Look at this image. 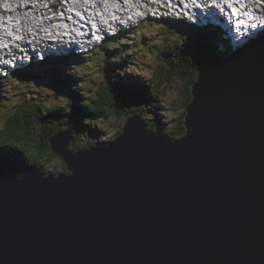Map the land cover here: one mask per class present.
I'll return each instance as SVG.
<instances>
[{"label": "water", "instance_id": "95a60500", "mask_svg": "<svg viewBox=\"0 0 264 264\" xmlns=\"http://www.w3.org/2000/svg\"><path fill=\"white\" fill-rule=\"evenodd\" d=\"M200 63L184 137L133 113L104 149L51 135L68 174L0 168V264H264V36Z\"/></svg>", "mask_w": 264, "mask_h": 264}, {"label": "trees", "instance_id": "16d2710c", "mask_svg": "<svg viewBox=\"0 0 264 264\" xmlns=\"http://www.w3.org/2000/svg\"><path fill=\"white\" fill-rule=\"evenodd\" d=\"M176 25H182L180 31V33L182 32V36H180L182 42L159 54L157 70L154 71L148 84L123 83L119 76H115L111 72L110 66L104 64L101 71L102 82L94 90L92 99L87 100L78 94L82 91L81 88L77 87L73 90L72 76L67 73L61 74V69L55 66L58 63L66 62V57L53 58L58 63L52 61V66H41L48 60L39 64L37 68H45L44 71L48 76L57 77L58 80L52 82L53 90L60 93L66 102L59 107H47L33 101L20 104L14 113L6 119L0 130V168L17 175L43 171L40 168L42 161H52L57 158L50 150L48 139L60 128L74 130L73 145L70 148L73 152L78 149L95 147V145L97 147L108 145L106 143L94 144L87 138L92 135V132L96 133L91 124L107 122L110 118L125 123L129 115L138 112L148 123V129H159L160 124L154 120L147 121L145 113L148 108L155 109L153 110L155 113L162 111L160 99L161 96H164L163 85L166 86L175 79H189L185 91L186 106L190 101V85L196 81V72L201 67L200 62L221 60L241 48V46H233L221 32L211 25L196 26L184 21H178ZM262 36L264 33H260L250 40ZM117 38L118 36L113 39ZM105 43L102 47H105ZM29 69H18L12 72L8 78L17 75L18 78L24 76L28 79H41L40 71H30ZM0 82L3 83L2 80ZM65 91L68 93L65 94ZM185 106L183 105V108ZM184 115L183 109L177 120L178 127L170 132L176 139L184 136ZM121 134L120 129L112 140L117 139ZM60 173L68 174L65 167Z\"/></svg>", "mask_w": 264, "mask_h": 264}, {"label": "rangeland", "instance_id": "374dc122", "mask_svg": "<svg viewBox=\"0 0 264 264\" xmlns=\"http://www.w3.org/2000/svg\"><path fill=\"white\" fill-rule=\"evenodd\" d=\"M163 2L165 1L163 0ZM146 20H138L137 24L140 25L137 29L133 28L122 33L115 41L112 39L107 40L105 47H99L90 56L78 57L74 62L71 61L70 63L68 61L67 64L65 62L58 63L57 60L51 59V62L48 61L41 66H52V61L57 62L58 64L55 66L61 69V74L67 73L72 76L73 90L77 87L81 88L82 91L78 94L87 100L92 99L94 90L102 82L101 71L104 64H108L111 72L115 76H119L123 83L140 82L148 84L154 71L157 70L159 54L163 50L172 48L177 43L182 42L180 38L182 36V32L180 33L182 25H176L175 22L169 20L157 22L155 21L158 20L157 17ZM211 26L220 31L219 27ZM222 34H224V31ZM67 41L70 42L69 38ZM37 67L31 65L29 70L40 71L41 79H28L24 76L18 78L17 75H12L0 87V130L3 128L6 119L14 113L20 104L28 103V101L42 103L47 107H59L65 104L66 99L53 90L52 82H55L57 77L48 76L44 71L45 68L39 69ZM187 82H189V79H175L170 84L163 85L164 96H161L160 99L162 111L155 113L153 108L146 109V120L158 122L166 133L171 132L173 129L176 130L178 127L177 120L182 114L183 105L186 104L185 101H187L185 94ZM67 93L68 91H65V94ZM91 126L96 129H94L96 133L92 132V135L87 139L100 144L110 142L124 126V122L110 118L107 122H97L94 125L91 124ZM87 139L85 137V140ZM83 143L85 144V141ZM63 167V162L57 158L52 161L44 160L40 164V168L43 169L42 172L45 174L60 173Z\"/></svg>", "mask_w": 264, "mask_h": 264}, {"label": "clouds", "instance_id": "9594fccd", "mask_svg": "<svg viewBox=\"0 0 264 264\" xmlns=\"http://www.w3.org/2000/svg\"><path fill=\"white\" fill-rule=\"evenodd\" d=\"M2 1L5 2V5L1 6V8L6 10V14L5 15L3 14V16L0 17V23H1V21L2 22L3 21L9 22L8 19L11 18L12 14H15L12 11V9L14 7V3L9 4L6 0H2ZM37 1L40 2L41 0H21L18 8L20 10L27 9L28 10L27 13H30L29 9H35L37 7L36 6ZM42 1L44 3L43 7L45 8V11H49V15L46 17V19H51L54 21L59 20L61 22L60 28H61L62 32H60V33L62 35L66 34V35L72 36L74 31L78 30L76 32H77V37H79V38H77V37L75 38V42L73 44L74 47H71L68 45L70 43H67V41H65V39H63V38L58 40V41H54L51 39H45V42L40 43V45H37L33 42L34 41L33 38L30 37V39H28V43H29V45H31V47L26 48L25 51H26L27 55L30 56L34 62H36L38 60V62L34 64L36 66H38L39 64H41L43 62H46L47 60L50 61L51 59H53L55 57L62 56V55L67 58V61L65 62L66 64L68 63V61L71 63V61L77 60L78 57L83 56L85 58L87 56H90L92 54L91 52H93L92 48H96V47H100V46L102 47V45L109 39H112L114 41L117 40L123 31L128 32V31H130V29H133V28L137 29L138 26L140 25V24L139 25L137 24V21L138 20L142 21L144 19L150 20V18H151L150 15L152 13H156L158 15L157 16L158 20H155L157 22H160L161 20H164V21L169 20V21L175 22L176 24L178 21H184L185 23L191 22V23H193V25H196V26H208L209 25V24L202 25L199 22H195V21H191V20L187 19L186 15L189 13V11L186 10V8H184L182 10L176 9L175 7H173V5H174L173 0H166V12H164V15L161 14V11L159 9L160 6H162V3L160 1H158L159 6H155L153 10L149 11V13H145L143 10L141 11L139 8V13L137 14V18H135V22L133 20L127 21V20H129V18H128L129 13H126L127 14L126 20L118 21L117 23H115L112 20V23H106L103 20L104 14L98 15L97 14L98 8H96V9H94L96 12V17H94L92 15V12L94 10H87L89 15H90L89 21L80 20V24L78 26H75L73 24H76V23L74 21H70L69 19L66 20V17L58 18V7H57L58 6V0H42ZM150 1H157V0H150ZM181 1H183V0H181ZM224 1H225L224 3H226V4L228 3L227 6H229V7H227V10L231 9L232 13L228 12L226 9H224V10H226L225 13H228L226 15L227 17H226V21H225L222 17L224 15L223 14L224 12L223 13L220 12L221 11V4L220 3L216 4L218 6L217 14H220V17L222 18L221 20H223V22H221V24H219V28H220L219 32L222 33L224 31L225 35L224 34H222V35L224 37L227 36L226 39L233 46L243 47L245 44L248 43V40L252 39L253 37H255L256 35H258L260 33H264V27L259 28V26H262L264 24V22H263L264 21V0H254L253 2H251L250 5H247V6H243V4L241 3V0H231V1H234V3H231V1H228V0L227 1L224 0ZM243 1H245V0H243ZM250 1H252V0H250ZM92 4H93V2H91V1H85L84 5H92ZM50 9H52V10L50 11ZM197 13H199V10L197 11ZM200 15L202 16V19L205 20V18H204L205 14L203 15V12L201 10H200ZM233 15L243 17L239 21L240 24L235 23V25H236L234 28L235 32L230 31L231 27L229 28L230 30L223 29L221 25L225 24L228 26L227 21ZM153 18H156V17H153ZM60 19H63L64 21L60 20ZM111 19H112V16H111ZM143 22H145V21H143ZM127 23L131 24V28L124 26ZM66 25L70 26V32H71L70 34L71 35L67 32L69 29L66 27ZM119 26H120V30H119ZM86 27H87V29H85ZM0 28L1 29L5 28V26H2L0 24ZM46 30L47 29L44 28L45 32H46ZM9 31L13 32V28L10 27ZM18 31H20L19 28H18ZM250 31H256V32L250 33ZM45 32H44V35H46V36L50 35V32H46V33ZM85 32L91 33L92 40L86 39L83 36V34ZM232 34H233V37H230L229 35H232ZM19 35H20V33H19ZM69 36H66L64 38H67ZM117 36H118L117 39H113ZM102 39H104V42H101ZM238 39H241L242 41H234V40H238ZM80 40H83V41H80ZM60 41H64L63 43L65 45H63L64 46L63 49H61L62 43ZM250 41H252V40H250ZM47 43L50 45H46V47H48V49H50L51 52L50 53H48L46 51L45 52H39L38 50L42 51L41 50L42 46L47 44ZM54 46H58V51H55L53 48H49V47H54ZM44 53L46 54V56L43 58ZM50 55H52V56L49 57ZM207 61H209V60H207ZM141 118H142V116H141ZM126 120H125V122H126ZM142 120H144V119L142 118ZM144 122L147 123L145 120H144ZM147 125H148V123H147ZM61 129H64V128H61ZM147 129H148V127H147ZM148 130H150V129H148ZM157 130H162V128L161 127L159 129L155 128V130H152V131H157ZM72 131L74 132V130H72ZM121 131H122V128H121ZM167 134L171 135L170 132ZM74 135H75V132H74L73 136ZM174 139H176V138H174ZM178 139H180V138H178ZM112 141L113 140H111L110 142H108L106 144L109 145ZM91 143H93V142H91ZM94 144H96V143H94ZM72 145H73V141H72ZM92 147H94V146H92ZM95 147H97V146L95 145ZM85 149H87V148H85ZM78 150H84V149H78Z\"/></svg>", "mask_w": 264, "mask_h": 264}, {"label": "bare ground", "instance_id": "6f19581e", "mask_svg": "<svg viewBox=\"0 0 264 264\" xmlns=\"http://www.w3.org/2000/svg\"><path fill=\"white\" fill-rule=\"evenodd\" d=\"M2 0H0V17L3 16V14H6V10L2 9L1 6L5 5V2H1ZM9 4L10 3H14V7L12 9V11L15 14L11 15V18L8 19L9 22H2L1 21V25L5 26L6 29H9V27L13 28V32L19 34L21 36V40L23 41L20 45H10L7 48H1L0 52L3 51V53L0 55V69L3 67H7V66H12L13 68H17V69H29L31 67V65L33 66L35 64V62L32 60V58L30 56L27 55L25 49L31 47V45H29L28 43V39H30V37L33 38V42L37 45H40V43L45 42V39H51L54 41H58L60 39H65V41L70 40V42L67 41V43L69 46L74 47V42H75V38L77 37V32L78 30H75L72 36L69 35H62L60 32L61 28L56 27L55 25H53V21L51 19H46V17L49 15V11H45V8L43 7L44 3L41 0L40 2L37 1V7L35 9H29L30 13H27L28 10L27 9H23L20 10L18 8L19 3L21 2V0H6ZM85 1H91L93 2L92 5H84ZM158 1H160L162 3V6H160V11L161 14L164 15V12H166V0H164L165 2H163V0H157V1H150V0H130L127 3L126 2H120L116 5H114V10H116V18H112L111 19V15L108 14V10L110 8V6H113L112 3L110 1H105V0H78L77 2H71L69 3L68 7L72 8V7H87V9H79L78 11L75 12L74 14V21H78V23L73 24L75 26H78L80 24V20L83 21H89L90 19V15L88 13L87 10H94L96 8H102L104 9V16H103V20L106 23H112V20L117 23L118 21H122V20H126L127 19V14L126 13H130L131 15H133V17H128L130 20H133L135 22V18H137V14L139 13V10H136L137 8H141L145 13H149L150 10H153L155 6H159ZM174 5L173 7H175L176 9L182 10L184 9L186 6H190L191 4L186 1L183 2L181 0H173ZM202 3H209L210 0H200ZM227 1V0H226ZM231 1V0H228ZM254 0L250 1V0H241V3L243 4V6H247L250 5L251 2H253ZM64 3V0H58V5H62ZM110 3L109 5H106ZM231 3H234V1H231ZM60 8V7H59ZM58 8V9H59ZM62 10V9H61ZM141 10V11H142ZM63 11L67 12L66 10L63 9ZM92 15L94 17H96V12L95 10L92 12ZM158 15L156 13H152L150 15L151 18L153 17H157ZM231 18H233V16H231ZM67 16H66V20H67ZM63 20V19H60ZM64 21V20H63ZM264 22V21H263ZM69 23V22H68ZM70 24V23H69ZM232 24V23H231ZM20 31H18V28ZM66 27L69 29L67 32L70 34V26L66 25ZM260 27H264V24ZM44 28H46V32H50L49 36L44 35ZM87 29V27L85 28ZM45 32V33H46ZM125 31H123L122 33H124ZM256 31H250V33H254ZM3 31L0 30V34H2ZM71 35V34H70ZM66 36H69L67 38H64ZM83 36L86 39L92 40V35L90 32H85L83 34ZM230 37H233L232 35H229ZM79 38V37H77ZM83 41V40H80ZM234 41H242L241 39L238 40H234ZM61 44V49H63V45H65L63 42L64 41H60ZM101 42H104V39H102ZM46 45H50V44H45L42 46L41 50L42 52H48L50 53V49H48V47H46ZM45 46V47H44ZM49 48H53L55 51H58V46H54V47H49ZM74 62V61H73ZM3 81V77L2 74L0 72V81ZM3 83L0 82V85L2 86ZM107 145L102 146V147H97L98 149H104L106 148ZM38 172V171H36Z\"/></svg>", "mask_w": 264, "mask_h": 264}, {"label": "built area", "instance_id": "2783aa9c", "mask_svg": "<svg viewBox=\"0 0 264 264\" xmlns=\"http://www.w3.org/2000/svg\"><path fill=\"white\" fill-rule=\"evenodd\" d=\"M78 0H64V3L62 5H60V8L58 9V18L60 17H66L70 20V21H74V14L76 11H78L79 9H87V7H72V8H69L68 5L69 3L71 2H77ZM105 1H110L112 3L113 6H110L109 10H108V14H110L112 16V18H116V10H114V5H116L117 7V4L120 3L121 1L122 2H128L130 0H105ZM62 9V10H61ZM66 10L67 12L63 11ZM136 10H139V8H137ZM140 10H142L140 8ZM97 14L98 15H101V14H104V9L102 8H98L97 9ZM128 17H133V15H131L129 13ZM75 23H78V21H74ZM53 25H55L56 27L60 28L61 27V22L59 20H56L53 22Z\"/></svg>", "mask_w": 264, "mask_h": 264}, {"label": "snow or ice", "instance_id": "6c2138e0", "mask_svg": "<svg viewBox=\"0 0 264 264\" xmlns=\"http://www.w3.org/2000/svg\"><path fill=\"white\" fill-rule=\"evenodd\" d=\"M195 2V0H193V3Z\"/></svg>", "mask_w": 264, "mask_h": 264}]
</instances>
